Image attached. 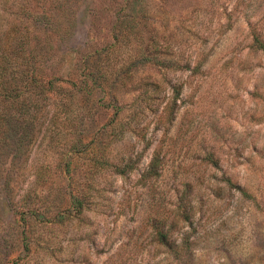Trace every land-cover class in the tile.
<instances>
[{"label": "rangeland", "instance_id": "374dc122", "mask_svg": "<svg viewBox=\"0 0 264 264\" xmlns=\"http://www.w3.org/2000/svg\"><path fill=\"white\" fill-rule=\"evenodd\" d=\"M23 2L0 264H264V0Z\"/></svg>", "mask_w": 264, "mask_h": 264}, {"label": "trees", "instance_id": "16d2710c", "mask_svg": "<svg viewBox=\"0 0 264 264\" xmlns=\"http://www.w3.org/2000/svg\"><path fill=\"white\" fill-rule=\"evenodd\" d=\"M31 5H32V0H25V2L22 3L21 8H25L27 10ZM19 37L21 36H18L16 38V41H18ZM14 41L15 39H13L10 43L8 42V44L6 45L0 44V70H1L0 71V138L2 137V133L4 131L5 125L8 124L7 117L10 115L9 110L11 109V107L12 109L17 110L16 112H19L26 105L25 104L26 101L28 102V99L21 95L19 96L10 95V93H13V91L9 90V85H15L17 89L21 88L23 78L20 77V74L24 70V66H25L24 65L25 59L23 58L22 54H17L16 46H18L20 43L21 45L26 44V46H28L29 44L28 42L25 43L26 38L24 40L23 37L18 43ZM253 46L256 50H260L264 52V41L262 40L260 35L255 32H254ZM40 68H42L40 64H37L35 66L34 71H33L34 75L35 73H38L37 69H40ZM10 69L14 70V71H11L13 72L12 76L14 77L11 82L9 81L10 77H7V74L10 73L8 70ZM82 93L92 94L93 90L92 89L88 91L86 90V92L82 91ZM240 189L243 193H247L243 188H240ZM7 207H9V204H7ZM36 212L37 211L32 208H28V210L26 209L20 210L18 214L21 215V218L23 221H26L28 219L26 217L27 214L28 215L30 214V216L33 217L35 216L34 214ZM160 234H161L160 235L161 241L164 242L167 239V237L162 232Z\"/></svg>", "mask_w": 264, "mask_h": 264}]
</instances>
